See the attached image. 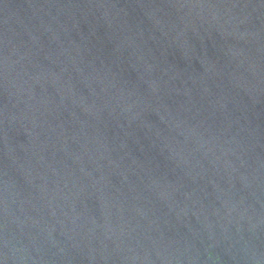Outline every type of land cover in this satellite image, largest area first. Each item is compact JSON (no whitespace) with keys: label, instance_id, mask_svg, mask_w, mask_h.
Returning a JSON list of instances; mask_svg holds the SVG:
<instances>
[{"label":"water","instance_id":"1","mask_svg":"<svg viewBox=\"0 0 264 264\" xmlns=\"http://www.w3.org/2000/svg\"><path fill=\"white\" fill-rule=\"evenodd\" d=\"M0 264H264V0H0Z\"/></svg>","mask_w":264,"mask_h":264}]
</instances>
